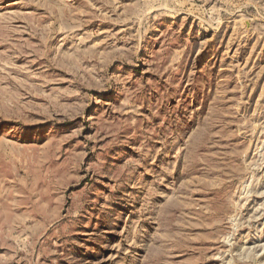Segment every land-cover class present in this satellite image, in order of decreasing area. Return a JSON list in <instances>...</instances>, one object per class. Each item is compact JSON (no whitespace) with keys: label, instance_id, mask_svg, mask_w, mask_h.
<instances>
[{"label":"rangeland","instance_id":"1","mask_svg":"<svg viewBox=\"0 0 264 264\" xmlns=\"http://www.w3.org/2000/svg\"><path fill=\"white\" fill-rule=\"evenodd\" d=\"M0 264H264V0H0Z\"/></svg>","mask_w":264,"mask_h":264}]
</instances>
